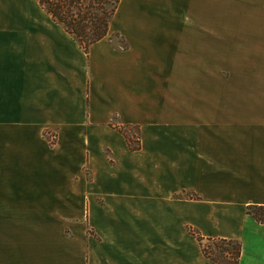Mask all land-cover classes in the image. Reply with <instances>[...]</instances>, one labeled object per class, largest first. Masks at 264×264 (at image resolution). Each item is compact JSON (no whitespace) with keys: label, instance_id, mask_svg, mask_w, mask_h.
<instances>
[{"label":"crops","instance_id":"1","mask_svg":"<svg viewBox=\"0 0 264 264\" xmlns=\"http://www.w3.org/2000/svg\"><path fill=\"white\" fill-rule=\"evenodd\" d=\"M261 16L120 0L86 54L37 0H0V264H215L197 237L264 264Z\"/></svg>","mask_w":264,"mask_h":264},{"label":"trees","instance_id":"2","mask_svg":"<svg viewBox=\"0 0 264 264\" xmlns=\"http://www.w3.org/2000/svg\"><path fill=\"white\" fill-rule=\"evenodd\" d=\"M45 12L65 29L88 54L91 46L104 40L109 34L110 23L117 12L120 0H37ZM119 37V36H117ZM127 48L126 46L123 47ZM248 214L259 221L264 208L251 207ZM202 251L215 264L222 257L225 264H239L241 245L226 240H204L197 237Z\"/></svg>","mask_w":264,"mask_h":264},{"label":"rangeland","instance_id":"3","mask_svg":"<svg viewBox=\"0 0 264 264\" xmlns=\"http://www.w3.org/2000/svg\"><path fill=\"white\" fill-rule=\"evenodd\" d=\"M258 19L261 21L262 25H264V16H261ZM112 39L114 40V44L117 47H124L125 46L124 41L120 37H117L116 35H114ZM236 85H237V87H240L241 85H242V87L246 86V84H236ZM216 258L221 262V264H225L222 260V257H220V255H217Z\"/></svg>","mask_w":264,"mask_h":264},{"label":"built area","instance_id":"4","mask_svg":"<svg viewBox=\"0 0 264 264\" xmlns=\"http://www.w3.org/2000/svg\"><path fill=\"white\" fill-rule=\"evenodd\" d=\"M263 224H264V217H263V219H262V221H261Z\"/></svg>","mask_w":264,"mask_h":264}]
</instances>
